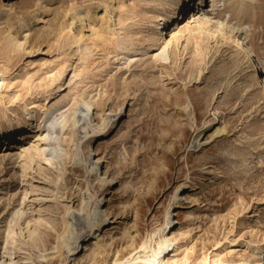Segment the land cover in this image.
<instances>
[{"label":"rangeland","instance_id":"1","mask_svg":"<svg viewBox=\"0 0 264 264\" xmlns=\"http://www.w3.org/2000/svg\"><path fill=\"white\" fill-rule=\"evenodd\" d=\"M170 2L0 0V12L7 13L0 28L27 41L14 49L0 35V123L30 109L41 115L40 109L65 98L73 108L84 99L93 107L76 143L82 150L92 145L101 158L98 180L86 164L68 160L66 183L58 186L50 168L36 165L31 177H23L16 157L27 140L0 155L8 154L0 159V264H138L141 245L155 232L157 253L169 249L152 252L154 264H260L264 92H237L241 68L230 75L228 53L215 54L203 41L197 48L189 34L165 62L150 60V54L144 66L138 58L128 63L150 44L155 18ZM243 21L254 26L251 42L264 68V14ZM174 23L165 30L167 41ZM103 122L107 128L96 132ZM188 179L198 187L182 191L170 208L175 225L161 242L172 193ZM24 190L32 192L25 202ZM83 195L91 202L104 199L105 222L93 234L80 221L75 230L90 241L72 255L69 232L63 239L57 233L64 205L82 208ZM39 208L46 223L37 229ZM14 220L9 250L5 238Z\"/></svg>","mask_w":264,"mask_h":264},{"label":"bare ground","instance_id":"2","mask_svg":"<svg viewBox=\"0 0 264 264\" xmlns=\"http://www.w3.org/2000/svg\"><path fill=\"white\" fill-rule=\"evenodd\" d=\"M207 2L212 3V10H207L209 7ZM260 2L261 0H172V2L168 3L163 13L158 14L155 18V24L149 36L150 44L142 48L141 54H136V57H129L128 63L138 58V62L136 63L140 64L139 66H144L148 62L147 57L150 54V60L165 62L170 59V50L174 46L177 47L185 35L189 34L197 41V48L200 47L198 42L203 41L208 44V49H214L215 54L220 52L228 53L230 58L233 59L232 67H234V70L232 68L227 70V72L231 71L230 75L241 68L240 72L243 79L237 86V92L243 96L248 91H251L250 89L256 91L262 90L264 92L263 62L257 54L255 45L251 42L250 32L254 26L251 23L243 21L244 18L250 22L255 21L260 13L264 14V7L260 6ZM203 11L204 13L202 14L201 12ZM187 19H189V22H186ZM6 21L7 13L5 11L0 12V27ZM174 21H178L179 23L170 33L171 39L167 41L165 39V30L175 26ZM1 28L0 35L12 48H23L26 45L27 41H20L13 37L11 33ZM159 44L160 47L158 48ZM83 102L84 99H81V102L78 103L74 102L76 106L73 108L69 107L71 106V102H68V98H65L51 106L40 109L41 115H38L37 111L30 109L25 110L24 114L20 117L9 119L4 124L0 123V155L7 153L15 146H19L17 143L27 140L25 145L28 144L30 146L27 148V146L22 145L20 148L22 149L21 153L16 157L20 160L19 164L24 178L31 177L35 172V166L38 165L41 170L50 168L55 171L58 186L60 184L64 185L66 183L64 176L68 171L67 162L71 160L74 164L76 162L86 164L89 169L88 172L98 180L101 170V158L96 159L98 157V149L92 148V145H88L86 149L82 150L79 144L76 143L77 140L80 141V134L86 131L85 126L81 125V121L85 115L88 114L89 116L93 107L92 104ZM108 125L109 123L103 122L95 128V131L100 133ZM85 136H88L87 133ZM4 149H6L5 152ZM7 155L4 154L0 159L5 160ZM101 182L112 183L109 179ZM197 187L198 185L195 182L188 179L178 184L174 189L172 202L165 212L166 219L163 228L165 234L163 237L160 236L161 242L168 240L166 233L170 232L175 225L170 208L174 206L175 202H178L182 191L186 189L194 190ZM199 188L202 189V187ZM31 193L28 190H24L23 202L28 199ZM85 197V195L82 197L83 203H86L88 208L83 204L82 208L72 210V207L64 205L65 209L63 210L65 215L62 216V233H57V239H63L69 232L68 239L72 242L74 248L72 255H75L79 251L81 244L90 241L88 239L89 234L82 237L76 232L75 227L80 225V221H83L85 225H91V232L93 234L105 222L104 216L100 213L104 199L94 196V201L91 202ZM64 203L59 201L57 204L63 206ZM89 206L91 207L89 208ZM84 211H87L86 217L82 214ZM38 213L39 218L34 219L37 229L42 228L44 223H46L43 217L44 209L39 208ZM14 225H16L15 220L9 224L6 232L5 248L9 250H12L15 244L16 234L13 229ZM157 233L155 232L141 245L140 248L143 256L140 258L138 264H154L152 256L161 255L164 253V250L169 249L164 248L157 253L154 249L155 246L153 247L152 245L156 243L155 237L158 235ZM257 255L261 258L260 264H264V250L257 251ZM56 256L57 259L63 257L60 241H58ZM64 261L56 260L53 264H64Z\"/></svg>","mask_w":264,"mask_h":264},{"label":"built area","instance_id":"3","mask_svg":"<svg viewBox=\"0 0 264 264\" xmlns=\"http://www.w3.org/2000/svg\"><path fill=\"white\" fill-rule=\"evenodd\" d=\"M210 3H211V2H210ZM210 3H209V2H207V4L211 5L212 3H211V4H210Z\"/></svg>","mask_w":264,"mask_h":264}]
</instances>
